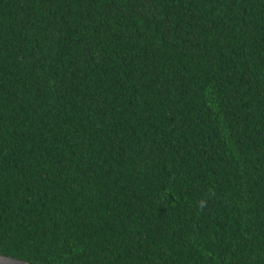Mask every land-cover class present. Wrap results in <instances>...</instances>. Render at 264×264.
Listing matches in <instances>:
<instances>
[{
  "label": "trees",
  "instance_id": "obj_1",
  "mask_svg": "<svg viewBox=\"0 0 264 264\" xmlns=\"http://www.w3.org/2000/svg\"><path fill=\"white\" fill-rule=\"evenodd\" d=\"M0 254L264 264V0H0Z\"/></svg>",
  "mask_w": 264,
  "mask_h": 264
},
{
  "label": "water",
  "instance_id": "obj_2",
  "mask_svg": "<svg viewBox=\"0 0 264 264\" xmlns=\"http://www.w3.org/2000/svg\"><path fill=\"white\" fill-rule=\"evenodd\" d=\"M0 264H36L18 257L0 254Z\"/></svg>",
  "mask_w": 264,
  "mask_h": 264
}]
</instances>
